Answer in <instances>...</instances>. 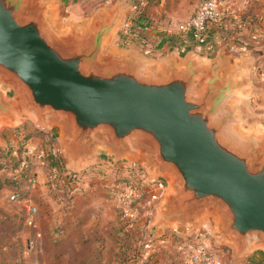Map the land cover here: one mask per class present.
I'll return each mask as SVG.
<instances>
[{
    "label": "water",
    "instance_id": "water-1",
    "mask_svg": "<svg viewBox=\"0 0 264 264\" xmlns=\"http://www.w3.org/2000/svg\"><path fill=\"white\" fill-rule=\"evenodd\" d=\"M49 9L47 0H0V81L33 123L61 126V153L77 161L70 172L85 166L95 144L115 169L136 164L149 177L166 172L171 188L163 176L158 202L170 198L148 224L152 236L168 227L191 235L200 223L186 219L212 207L213 247L227 245L234 260L259 246L264 252V127L242 128L232 75L214 65L201 76V61L192 57L181 67L166 58L153 71L137 55L106 49L114 19L59 32ZM0 118H19L1 92ZM124 151L142 152L148 167L121 161ZM172 222L176 227L166 225Z\"/></svg>",
    "mask_w": 264,
    "mask_h": 264
},
{
    "label": "rangeland",
    "instance_id": "rangeland-1",
    "mask_svg": "<svg viewBox=\"0 0 264 264\" xmlns=\"http://www.w3.org/2000/svg\"><path fill=\"white\" fill-rule=\"evenodd\" d=\"M196 1L197 6L202 0ZM223 1L232 3L239 9H264V0ZM104 2L106 0H56L49 9L48 18L56 28L52 20V9L58 10L62 19L72 16L73 19L80 20L91 11L97 10L94 8ZM186 2L187 0L184 2L180 0L172 9L142 10L149 15V18L153 13L155 17H160L158 19H166L169 25L177 27L194 13L192 1L188 4ZM241 14L243 12L240 16ZM261 26L258 22L253 24L256 32L260 31ZM106 49L110 50L108 44ZM254 75L255 78L257 76V88L264 93L263 79L256 70ZM0 92L4 100L11 103L19 115L16 123H9L6 119L0 118L2 143L0 149L10 148L20 151L24 146L32 145L42 149L47 156L52 155V149H57L64 168V172L60 175L56 173L57 178L52 182V171H47L46 165L38 167L36 187L30 193L37 207L34 226L25 224V213L21 205L9 202L7 199L12 188L24 192L25 182L0 187V264H176L178 262L176 233L168 227L163 234L152 236L148 230V224L151 221L155 223L157 216L161 215L163 208L167 206L169 194L155 203L150 218L142 217L141 214L132 217L129 212L123 211V208L114 201L112 183L115 175H120L123 179L128 178L125 168L115 169L108 160L100 158L97 152L101 148L97 144L92 146L90 155L83 157L87 162L84 167L77 169L79 171L77 178L74 181L68 180L65 173H71V166L73 169L77 168L75 166L77 161L66 150L63 154L58 148L56 134L52 135L56 125L50 122L42 129L33 126L32 120L14 97L12 87L0 81ZM37 129L41 130L36 131ZM26 135L30 137L25 139ZM121 157V161L140 160L148 167V162L140 151L136 153L124 151ZM161 175L157 178L164 181V176L168 182L167 187L171 188V176L166 172H162ZM6 176V171H0V181ZM165 186L166 183L163 189L158 191L150 179L142 182V190L147 194L150 191L153 194L158 193V198L161 197ZM186 220L192 224L200 223L197 224V228L207 230L209 236V227L213 226V232H216L215 223L218 222V216L212 207L203 214ZM166 225L176 227L174 222ZM163 239L165 242L162 241ZM145 244L150 246L145 247ZM262 248L260 246L253 248L252 252L246 253L247 257L244 260L250 258L264 260ZM218 249L225 257L231 255V249L227 245H220Z\"/></svg>",
    "mask_w": 264,
    "mask_h": 264
},
{
    "label": "crops",
    "instance_id": "crops-1",
    "mask_svg": "<svg viewBox=\"0 0 264 264\" xmlns=\"http://www.w3.org/2000/svg\"><path fill=\"white\" fill-rule=\"evenodd\" d=\"M47 1L51 9L56 0ZM179 1L106 0L94 8L97 10L91 11L80 20L73 19L72 16L62 19L59 11L54 8L52 20L56 27L62 30L73 26L84 31L96 26L97 17H101L104 22L114 19L106 41L110 49L120 56L134 54L141 57L147 61L153 71L162 70V63L166 58H172L175 65L179 67L183 66L189 57L194 60L200 59L201 65L198 71L201 76H207L211 66L217 65L220 73L232 75L234 89L239 97L234 107L241 120L242 128L256 130L264 127V93L257 88V76L255 78L254 75L255 70L258 74L264 72V9H249L261 15L262 19L259 22L262 26L259 32L252 31L250 23H247V17H244V20L241 19L236 25L228 24V28L210 23L209 41L213 45L212 49L200 52L190 47L182 49L179 46L178 26L172 27L165 21L166 19H158L160 17H155L153 13L149 18L144 10H142L144 18H138L135 11V9H172L174 5L179 4ZM184 1L181 0V2ZM191 1L195 11L199 4L196 6L197 1ZM191 1L187 0L186 3ZM247 13L248 11L245 14ZM245 14L243 16H247ZM33 126L41 128L35 123ZM54 133L57 146L61 151V126L56 125L52 135ZM82 164L81 162L80 165ZM256 260L259 264H264L263 259Z\"/></svg>",
    "mask_w": 264,
    "mask_h": 264
},
{
    "label": "built area",
    "instance_id": "built-area-1",
    "mask_svg": "<svg viewBox=\"0 0 264 264\" xmlns=\"http://www.w3.org/2000/svg\"><path fill=\"white\" fill-rule=\"evenodd\" d=\"M246 11H248L247 14H245ZM241 12L247 16H243V14L240 16ZM244 17H247V23H250L249 26L252 31L256 32L253 24L260 23L259 21L262 19L260 14H255L249 9H239L234 7L232 3L223 0H202L194 13L185 22L178 25L179 46L182 49L190 47L194 50L199 48L200 52L209 51L213 46L209 41L210 23L224 25L228 28V24L236 25L241 19L244 20ZM259 76L263 79L264 84V72L260 73ZM56 150L52 149V155L58 153ZM47 157L42 149L32 145H26L20 151L13 150L11 153L10 163L15 166L7 173V176L25 182L26 186L24 192L18 190L9 192L7 199L9 202L21 205L25 213L24 222L28 226L35 225L37 214V207L30 197V193L36 187L37 169L42 165H47ZM131 166L138 167L136 164H131L122 168ZM51 171L53 182L56 180L57 175L54 169ZM71 174L75 175L77 173ZM145 176L146 180L150 179L154 183L158 191L163 189L165 184L163 180L157 177ZM113 187L114 201L123 208V211L129 212L132 217L141 214L142 217L150 218L153 215L158 193L153 194L150 191L147 194L144 190L135 189L129 183H121ZM176 235L178 236L177 248L179 254L176 264H259L256 259L244 260L247 256L234 260L232 253H230L231 255L225 257L218 247H213L208 231L205 229L197 228L191 235L187 236ZM162 241L165 242L164 239ZM149 246V244H145V247Z\"/></svg>",
    "mask_w": 264,
    "mask_h": 264
},
{
    "label": "trees",
    "instance_id": "trees-1",
    "mask_svg": "<svg viewBox=\"0 0 264 264\" xmlns=\"http://www.w3.org/2000/svg\"><path fill=\"white\" fill-rule=\"evenodd\" d=\"M136 14L138 18H144V15L142 14V9H135ZM41 129H37L36 131H40ZM31 135V134H30ZM30 135H26L25 139H28ZM13 149H0V171H6L7 173L13 169L15 166L14 164L10 163L11 159V153ZM47 165H46V170L51 171L54 169L58 175L64 172V168H62V159L61 156L59 155V152L56 155H49L47 157ZM127 177L126 179H123L120 175H115L113 178V186L119 185L121 183H129L131 186H133L137 190H142V182L146 181V176L144 173L137 167V166H131L128 168H125ZM78 174H71L66 172L65 177L70 180L74 181L77 178ZM21 182L20 180H17L13 177H8L6 176L2 181H0V187L4 185H13L15 183ZM18 190L16 188H12L11 191Z\"/></svg>",
    "mask_w": 264,
    "mask_h": 264
}]
</instances>
